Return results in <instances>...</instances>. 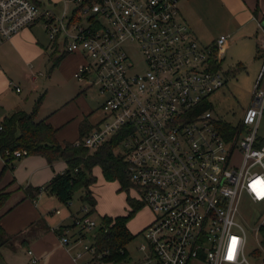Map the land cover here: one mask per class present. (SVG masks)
<instances>
[{"label": "built area", "instance_id": "obj_1", "mask_svg": "<svg viewBox=\"0 0 264 264\" xmlns=\"http://www.w3.org/2000/svg\"><path fill=\"white\" fill-rule=\"evenodd\" d=\"M181 1L65 0L60 10L42 11L32 0H0V47L43 21L51 48L83 56L73 75L98 93L104 113L76 143L97 149L124 135L119 149L129 178L153 214L137 264H250L240 208L264 207V140L258 135L264 56L241 126L226 138L212 108H201L225 85L223 69L214 66L229 35L202 44L181 15ZM26 153L14 151L17 158ZM89 211L85 204L73 220L78 238L65 233L61 243L69 250L83 243L93 255L95 240L87 236L100 225Z\"/></svg>", "mask_w": 264, "mask_h": 264}, {"label": "rangeland", "instance_id": "obj_2", "mask_svg": "<svg viewBox=\"0 0 264 264\" xmlns=\"http://www.w3.org/2000/svg\"><path fill=\"white\" fill-rule=\"evenodd\" d=\"M64 2L65 0H60L59 5H55L49 4L48 0H43V5H41L40 8L42 11L43 7H53L55 10H59L60 7H63ZM68 6H71V4L68 3ZM181 11L184 14L186 13L183 9ZM41 24L43 25V33L41 31ZM228 24L233 23L231 21L226 23V20L223 21L217 14L206 24V26H204L205 28L198 23V26L200 27V29L198 28V31L206 35H219L221 32L227 31L226 28L228 27ZM249 27L250 28L246 32L247 36L232 34L228 44L229 47L225 48L223 68L225 70L235 69L234 73H236V75H227L225 85L211 93L208 97L213 115L216 118H221L232 124H238L239 127L241 126V120L246 109L251 104L252 94L259 70H261L260 66L262 62V60L256 58V41L257 34H260L261 36L263 35V31L258 24L250 25ZM37 30L43 34V39L49 41L44 30L43 21L39 22L36 31ZM196 34L198 35L197 31ZM202 41L204 43L209 42L206 39H203ZM1 47V75L4 78L11 77L16 82L19 81L23 91L22 93H17L8 87L3 90V94L0 97V121L4 119V115H9V113H11L10 111L12 110H7V107L10 106L12 102H15L17 98L20 99L29 94L30 83L27 76L30 75L36 76L38 80L36 83L43 84V118L48 115L51 116L54 124H56L59 129L57 135L59 142H75L79 139L80 124L85 118L83 114L85 104H88L92 109V115L90 117L91 123H95L102 117L104 113L103 110L97 108L102 99L99 98L98 93L95 90L89 89L86 92L82 91L84 86L74 77V69L70 59L63 57L60 61L54 63L53 57L57 58V56H52V51H49L51 54L46 57V60L43 61L41 59L42 61H31L26 59L27 56L23 51L17 53L13 50V46L7 49H4L5 45L2 47L3 49ZM261 50V54L264 56V48H261ZM134 54L135 52H133V57H135ZM136 54L138 56V51ZM240 65L243 66L241 69L238 68ZM35 93L39 98L38 91L34 90V93L30 94L35 95ZM1 105H4V109ZM28 105V107H31L29 101ZM40 114L42 115V113ZM258 135L264 138V115L260 121ZM87 149L90 152L96 150L89 147H87ZM27 156L30 155H24L22 159ZM18 159L19 158H17V160ZM1 163L2 161L0 159V165ZM19 165H21V163ZM14 171L15 169L11 168V171L9 170L6 176V179L10 180L9 187L19 186V181L13 176ZM93 174L96 176V181L90 188L97 202L92 217L99 225L104 215L117 216L128 214L130 212L131 206L127 200L128 195L134 199L142 200L141 194L136 190L135 186L131 185L128 190L120 189L117 181L105 179L99 165L93 168ZM1 186L8 190L7 186ZM82 196H84V191L82 189L76 190L70 204L65 205H69L72 210L77 211L81 206L83 207L86 204V202L82 201ZM240 212L243 218L242 222L247 229L248 261L250 264H260L261 259L264 258V237L262 231L258 230V227L264 225V207L256 203H244L240 208ZM152 217V211L145 203L136 211L128 223L130 229L137 234L127 246L129 251V264H132L134 261L142 260L145 255V253L139 249V246L144 241L142 234V231L144 230L143 227ZM97 229H95V231ZM94 236L95 235L88 233L87 242H92ZM83 245V243L75 245L76 248L73 251V256L77 252L83 251V255L79 258L83 260L81 261L82 264H92L94 262L92 261L94 254H90L91 252L86 253L83 250ZM250 251H252L254 258L251 257Z\"/></svg>", "mask_w": 264, "mask_h": 264}, {"label": "crops", "instance_id": "obj_3", "mask_svg": "<svg viewBox=\"0 0 264 264\" xmlns=\"http://www.w3.org/2000/svg\"><path fill=\"white\" fill-rule=\"evenodd\" d=\"M32 1L39 7L43 5V0ZM48 1L49 4L59 5L60 3V0ZM60 9L61 7L59 10ZM182 9L186 12L184 14L181 11L183 19L189 24L193 35L204 45L213 44L220 35L227 34L229 35V40L226 46L228 48L232 34L247 36L246 32L250 28L249 26L258 24L263 31V35L260 36V34H257L256 58L262 60L260 69L262 68L263 55L261 54L262 47L260 41L264 36V0H182L180 10ZM217 14L220 19L223 21L226 20V23L231 21L233 24H228V27L226 28L227 31H223L219 35H206L202 32L200 33L198 31V28L200 29L198 23L205 28L204 26H206V24ZM38 25L39 23H36L35 25L21 30L10 40L3 43L2 47L5 45L4 49H7L13 46V50L17 53L23 51L27 56V60H46V57L50 56V52L52 51L53 53L54 49L51 48L50 40L43 39L42 24V33L39 30L36 31ZM196 31L198 32V35L196 34ZM203 39H206L209 42L204 43L202 41ZM55 49L59 50V52L62 51L57 47H55ZM64 57L71 60L74 71L78 65L83 62V56L79 53H69ZM224 60L225 56L223 55L221 68L225 75L235 76V69L225 70L223 68ZM242 67L243 66L241 65L238 66L240 69ZM260 71L261 70H259V73ZM1 74L2 70L0 68V97L6 87L11 88L17 93H22L23 88L19 81L16 82L11 77L4 78ZM27 79L30 83V92L25 97H21L20 99L17 98L15 102H12V104L7 107V110H12L9 115L17 110L31 112L38 97L36 93L35 95H31L30 93H34L35 90L39 92V95L42 94L43 84L36 83L38 81L36 76L30 75L27 76ZM11 81L19 86L21 91H17L14 86L10 84ZM87 90L88 89L84 87L82 91L86 92ZM28 101L29 104H31V107H28ZM1 107L4 109V105H1ZM40 113H42V115ZM83 114L84 117L91 122L90 117L92 115V109L88 104H85ZM9 115L4 116L6 117ZM38 117L43 118V103ZM48 118L50 122L58 128L56 124H54L51 116L48 115ZM233 125L238 126V124ZM261 139L264 140L263 137H261ZM0 159L2 161L0 165L1 171L5 162L1 156ZM18 160L16 158V160L13 161V168L15 169L13 176L19 181V186L9 187L10 180H7L6 176L8 171H11V167H8L4 172L3 181L1 182L3 186L8 187V190L11 191V193L3 207L0 209V223L9 234H17L18 236L12 240L11 244L4 245L0 248V264H82L81 261L83 260H75L73 258V251L76 246L72 250H69L61 243V236L65 233L69 235L72 240L78 238L79 232L73 225V220L81 215L82 206L77 211H74L69 205H65L46 189H41V192L35 198L30 197L25 190L29 186H45L57 173H62L66 170L67 163L64 159H58L53 162V164H49L47 159L42 155H30L24 159L20 157ZM20 163L21 165H19ZM57 210H59V212H57ZM152 219L153 217L143 228H145ZM63 228H65V230H63ZM130 230L134 233L132 229ZM85 252L88 253V251ZM140 261H134L132 264H137Z\"/></svg>", "mask_w": 264, "mask_h": 264}, {"label": "trees", "instance_id": "obj_4", "mask_svg": "<svg viewBox=\"0 0 264 264\" xmlns=\"http://www.w3.org/2000/svg\"><path fill=\"white\" fill-rule=\"evenodd\" d=\"M66 54L69 53L54 49L52 56H57V58L53 57L54 63L60 61ZM214 67L220 69L221 64ZM43 99L44 94L42 93L31 112L17 110L0 122V127H2L0 128V156L5 162L0 171V209L11 193L1 186V181L7 168L14 166L13 161L17 158L14 155L15 150H26V155H42L49 164H53L58 159H64L67 163L66 170L57 173L45 186L27 187L26 193L32 198L38 196L41 189H46L64 204H69L75 191L82 189L84 191L82 201L88 204L89 214L92 215L97 201L90 187L96 181L93 168L97 165L100 166L104 178L117 181L120 189L128 190L131 185L135 186L127 172L128 165L125 155L119 150L123 134L114 136L93 152H90L82 143L77 144L76 141L61 143L57 138L59 129L50 122L48 116L38 117ZM208 108H211V105L204 103L201 111ZM98 126L99 121L91 123L85 117L80 124V135L77 141L82 142L90 131ZM216 126L226 138L236 135L239 129V126H234L221 118L216 122ZM127 200L131 206L128 214L102 217L100 226L95 231V253L92 264L130 263L127 246L137 234L130 230L128 223L145 202L134 199L130 195ZM260 231L264 237V225L260 226ZM17 236V234H9L0 223V248L11 244Z\"/></svg>", "mask_w": 264, "mask_h": 264}]
</instances>
